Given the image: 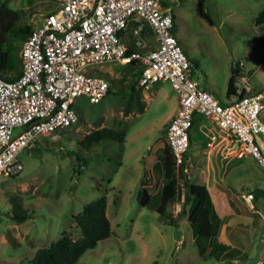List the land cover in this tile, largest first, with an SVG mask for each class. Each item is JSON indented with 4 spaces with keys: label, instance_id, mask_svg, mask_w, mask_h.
Here are the masks:
<instances>
[{
    "label": "rangeland",
    "instance_id": "rangeland-1",
    "mask_svg": "<svg viewBox=\"0 0 264 264\" xmlns=\"http://www.w3.org/2000/svg\"><path fill=\"white\" fill-rule=\"evenodd\" d=\"M162 1L174 8L175 34L197 63L194 79L201 88L225 101L238 64L240 91L264 95V22H258L264 0H204L212 23L199 14V0ZM1 2L20 12V26L32 29L55 8L54 0ZM128 37L137 51L156 45L153 35L145 38L143 49L135 46L132 29ZM12 41L21 56L24 42ZM141 66L119 62L98 66L93 72L112 82L108 96L100 103L79 98L78 121L61 131L60 138L41 136L34 149L20 154L21 172L0 177V264H30L39 250L64 234L80 239L76 217L88 203L105 195L113 235L87 251L79 264H264V198L255 209L245 198L260 186L264 191V168L252 157L238 160L231 152L226 158L228 144L210 138L220 134L212 119L198 116L192 130L187 155L194 171L189 180L210 188L223 217L218 241L229 249L216 250L217 239L195 235L187 216L181 214L183 191L169 207L178 219L173 224L151 209L157 200L141 205L145 176L151 195L163 186L164 175L154 164L167 141L170 116L179 109L172 84L160 82L150 89L143 87L144 112L125 114L134 74ZM102 128L127 130V138L89 149L81 146L87 135ZM258 143L264 147V134L258 136ZM79 159L87 161L81 170Z\"/></svg>",
    "mask_w": 264,
    "mask_h": 264
},
{
    "label": "built area",
    "instance_id": "built-area-1",
    "mask_svg": "<svg viewBox=\"0 0 264 264\" xmlns=\"http://www.w3.org/2000/svg\"><path fill=\"white\" fill-rule=\"evenodd\" d=\"M54 2V10L24 42L21 76H0V177L21 172L20 154L34 149L41 136L60 138L61 131L77 122L79 98L100 103L108 96L111 83L93 72L98 66L134 61L143 65L140 86L150 89L168 81L179 95L178 113L166 132L177 165L190 149L197 117L203 116L221 133L212 134V141L221 139L236 157H252L264 168L258 143L264 134V95H232L221 101L201 88L194 79L195 66L175 34L174 13L161 0ZM132 24L138 47L145 46L147 27L156 45L131 53L123 34ZM245 198L254 208L255 194L248 192Z\"/></svg>",
    "mask_w": 264,
    "mask_h": 264
},
{
    "label": "trees",
    "instance_id": "trees-1",
    "mask_svg": "<svg viewBox=\"0 0 264 264\" xmlns=\"http://www.w3.org/2000/svg\"><path fill=\"white\" fill-rule=\"evenodd\" d=\"M198 12L203 18L212 23L210 14L205 10L204 0H199ZM20 15V12L10 9L4 5V2L0 3V76L7 80H16L23 73L22 59L17 53L19 49L15 46L12 39L17 38L25 42L33 31L29 25H19ZM258 22H264V11L258 18ZM148 35L154 36V32L150 27L143 31L145 38ZM11 36L12 38H10ZM129 51L132 53L134 49L130 48ZM189 59L197 67V63L190 57ZM131 64L142 65L138 61H134ZM141 67L134 74L135 78L131 85V93L126 99V115L134 111L144 112L146 108V104L140 94L144 88L142 86L137 87L143 73V65ZM239 74L240 66L235 64L228 86V97L232 95H240L242 97L248 94L245 88L240 91ZM196 122L197 119L195 125ZM126 138L127 130L102 128L87 135L81 141V146L89 149L102 143H123ZM190 138L192 141V136ZM79 160L82 162L79 168L81 170L86 166L87 161ZM154 168L163 173V186L157 194L151 195L146 188L149 178L145 176L141 182L143 190H141L139 195L141 205L147 207L151 205L153 200H157V203L150 208L158 212L163 219L173 224L178 219L177 217H172L169 207L178 199L180 191H183L184 202L181 214L187 216L195 235L199 238H216L221 226V217L215 208L209 188L204 184L190 182L189 176L194 169L189 164L188 155L185 156V160L181 165H177L172 147L166 141ZM256 196L259 197L258 194ZM20 219L25 220L26 218L22 216ZM76 222L81 229L82 236L80 239L75 240L64 234L49 247L39 250L30 264H79L80 259L87 251L96 248L100 242L110 238L113 235V229L112 222L108 216V197L105 195L94 202L88 203L76 217ZM218 247L223 251L229 249L225 244H218Z\"/></svg>",
    "mask_w": 264,
    "mask_h": 264
},
{
    "label": "crops",
    "instance_id": "crops-1",
    "mask_svg": "<svg viewBox=\"0 0 264 264\" xmlns=\"http://www.w3.org/2000/svg\"><path fill=\"white\" fill-rule=\"evenodd\" d=\"M161 3H162V6L164 7V8H171L172 9V12L174 13V8L172 7V6H170L168 3H165V2H163L162 0H161ZM133 25L134 24H132L131 25V27H130V29H132V30H134V27H135V25H134V27H133ZM129 29V30H130ZM129 30L126 32V33H124L123 34V38H124V41H125V43L128 45V47H129V49L131 48V46L129 45V43H128V39H129V37H128V32H129ZM133 34H134V32H133ZM134 37H135V46L136 47H138V45H137V41H138V37H136L135 36V34H134ZM24 45V44H23ZM139 48H142L143 49V47H139ZM145 48V47H144ZM22 49H23V47H22ZM134 51H137V50H134ZM147 51V50H146ZM140 52H145V51H140ZM21 59H22V50H21ZM22 64H23V61H22ZM111 64V63H110ZM162 82H168V81H162ZM112 83V82H111ZM160 83V82H159ZM156 84H158V83H156ZM227 98H228V95H227ZM179 110V109H178ZM177 113H178V111H177ZM175 116V115H174ZM174 116H170V118L172 117V119H173V117ZM171 119V120H172ZM171 122V121H170ZM218 133H220V131L218 132ZM217 134V133H216ZM221 134V133H220ZM219 134V135H220ZM191 136H192V141H191V143L193 142V135L191 134ZM208 136V135H207ZM205 138H206V136H205ZM222 143H225L224 141H221V144ZM263 149H264V147H263ZM230 153L231 152H228V154L226 155V158H229V155H230ZM234 157L235 158H237L238 160H242L243 158H238V157H236V155H234ZM246 158V157H245ZM256 161V160H255ZM155 165V164H154ZM208 187V186H207ZM146 188L148 189V185L146 186ZM209 188V187H208ZM260 190L257 192V191H249V192H252V193H254L255 192V196H256V194H258L259 195V197H257L256 196V199H255V204H254V208L253 209H255V205H257L258 204V202H259V199L260 198H264V191L261 189V186H260V188H259ZM161 190V189H160ZM209 190H210V188H209ZM210 192H211V190H210ZM211 195H212V192H211ZM212 199H213V202H214V204H215V208H216V210H217V212H218V214L220 215V217H221V223H222V215H221V213L219 212V210H218V207H217V204H216V201H215V199H214V196L212 195ZM220 228H221V226H220ZM219 234H220V230H219V233H218V235H217V237L216 238H214V239H217V242H215V244H214V248L216 249V250H220L221 251V248H219L218 247V244H225V243H223V242H221V241H218L219 240ZM260 263H262V262H260ZM259 263V264H260Z\"/></svg>",
    "mask_w": 264,
    "mask_h": 264
}]
</instances>
